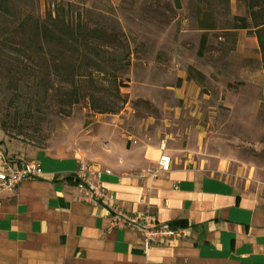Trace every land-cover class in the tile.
<instances>
[{
  "label": "rangeland",
  "instance_id": "obj_1",
  "mask_svg": "<svg viewBox=\"0 0 264 264\" xmlns=\"http://www.w3.org/2000/svg\"><path fill=\"white\" fill-rule=\"evenodd\" d=\"M0 3L12 12L0 16V147L24 150L21 162H28L35 150L74 147L88 162V156H110L111 134L121 132L129 148L142 142L160 147L165 143L168 151L234 183L240 193L264 198V71L255 38L246 34L240 42L239 32L240 43L233 50L224 33H211L199 56L201 35L194 19L200 0H181L180 6L175 0ZM57 6L65 8L67 19L103 30L110 37L107 46L113 47V57L121 59L129 50L127 68L115 63L98 79V86L108 89V100L101 96L98 107L120 104L117 115L99 114L86 97L71 110L61 107L56 82L47 98L39 90L51 80L44 73V43L36 30ZM236 13L245 14L239 7ZM232 17L221 16L223 27ZM189 66L204 73L206 80L188 81ZM114 76L127 87L120 90L125 104L118 102L110 85ZM89 81L80 83L83 94L92 86ZM110 123L116 130H110Z\"/></svg>",
  "mask_w": 264,
  "mask_h": 264
},
{
  "label": "crops",
  "instance_id": "obj_2",
  "mask_svg": "<svg viewBox=\"0 0 264 264\" xmlns=\"http://www.w3.org/2000/svg\"><path fill=\"white\" fill-rule=\"evenodd\" d=\"M236 10L231 0L232 16L245 15ZM199 14L198 34L220 32V18ZM239 32L242 42L247 31ZM110 130H116L112 123ZM119 133L111 134L110 156L87 158L102 172V185L127 213L150 209L160 223L190 228L189 236L145 251L138 232L112 229L106 208L82 202L75 188L81 155L61 146L32 151L28 162L41 163L44 176L23 182L0 203V264H264V198L240 193L168 150L171 172L144 181L143 172L158 167L160 146L129 148ZM25 154L2 146L0 166L25 161Z\"/></svg>",
  "mask_w": 264,
  "mask_h": 264
},
{
  "label": "trees",
  "instance_id": "obj_3",
  "mask_svg": "<svg viewBox=\"0 0 264 264\" xmlns=\"http://www.w3.org/2000/svg\"><path fill=\"white\" fill-rule=\"evenodd\" d=\"M180 6L181 0H175ZM198 9L195 12V26L198 22L199 13L205 11L220 18V32L224 33V38L228 37L232 41L233 50L238 45V32L247 31V34L258 41L259 53L261 54L262 68L264 71V0H237V8H242L244 16H234L231 21L221 20V16H232L231 0H200ZM11 9L5 3H0V16L11 14ZM64 7L57 6L50 12L43 25L37 28L38 37L43 41L40 58L46 63L45 75L51 80L49 87L39 86V90L45 97L51 96L55 82L58 83V90L61 96L59 100L61 107L71 110L73 106L80 104L85 97L91 103L94 111L102 114L117 115L122 107L116 104L113 109H101L98 102L102 96L108 100V89L105 86H98L100 76H106L107 68L115 63L127 64V50L123 53V58L117 59L110 54V37L101 29H91L84 25L81 20L71 21L66 18ZM210 33H204L200 38V49L198 55L203 57L204 51L209 44ZM109 47V48H108ZM127 57V58H126ZM119 60H121L119 62ZM82 65L81 64H84ZM128 64L124 67L127 68ZM89 70V73L82 75V71ZM187 80L201 84L206 80L204 73L193 66L187 68ZM85 78L92 83L87 91L81 89V81ZM110 85L116 89L118 102L125 104L120 96L123 85L116 76L110 80ZM104 93V94H103ZM101 94V95H100ZM41 100V99H40ZM36 102V104H40ZM264 107V104H263ZM66 113V111H64Z\"/></svg>",
  "mask_w": 264,
  "mask_h": 264
},
{
  "label": "built area",
  "instance_id": "obj_4",
  "mask_svg": "<svg viewBox=\"0 0 264 264\" xmlns=\"http://www.w3.org/2000/svg\"><path fill=\"white\" fill-rule=\"evenodd\" d=\"M160 150L162 154L158 167L154 170H145L140 176L142 180L154 181L158 179L160 173L171 172L172 158L167 155L165 143L161 145ZM105 173L112 174L109 171ZM43 176L42 165L37 161L17 163L3 161L0 166V203L5 196L15 193L23 182ZM101 176L102 172L93 163L82 160L72 180L75 188L82 194V202L106 208L112 229L135 230L141 236L145 251L152 247L176 243L189 236L190 228L160 223L150 209L139 213H127L119 205L117 206L115 196L102 185Z\"/></svg>",
  "mask_w": 264,
  "mask_h": 264
}]
</instances>
